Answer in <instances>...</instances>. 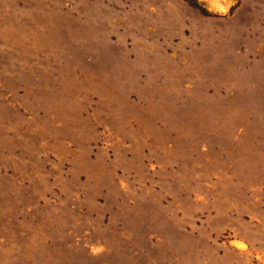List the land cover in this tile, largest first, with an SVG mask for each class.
<instances>
[{
    "label": "rangeland",
    "instance_id": "1",
    "mask_svg": "<svg viewBox=\"0 0 264 264\" xmlns=\"http://www.w3.org/2000/svg\"><path fill=\"white\" fill-rule=\"evenodd\" d=\"M0 264H264V0H0Z\"/></svg>",
    "mask_w": 264,
    "mask_h": 264
}]
</instances>
